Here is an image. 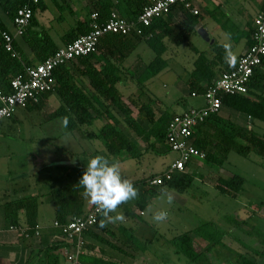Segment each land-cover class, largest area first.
<instances>
[{
	"label": "trees",
	"instance_id": "1",
	"mask_svg": "<svg viewBox=\"0 0 264 264\" xmlns=\"http://www.w3.org/2000/svg\"><path fill=\"white\" fill-rule=\"evenodd\" d=\"M26 2L27 0H0V7L7 17L13 20L17 9ZM149 3L150 0H95L93 6L89 9L87 19L76 23L73 28L67 30L66 35L68 39L66 44L79 35L89 32L91 29L90 15L92 12H97L98 22L108 20L113 10H116L122 17L128 20H134ZM44 9L45 0H38L34 4L30 25L22 36L28 43L32 56L26 55L15 41V55L5 50L2 33L10 32V30L0 18V90L6 94L12 91L10 80L13 76L24 72L27 66L45 60L60 48L57 47L49 35L31 30V25L37 23L35 13ZM216 9L218 11L219 7ZM213 16H215L214 19L220 23L228 36L230 35L229 43L231 46L241 40L245 41L247 48L252 44V25L247 30H241L235 24H232V26L224 25L231 20L228 17H224L222 13L221 16L217 14ZM201 21L202 18L199 13L194 14L190 9L177 5L168 14L155 18L149 26L143 27L141 35L135 33L131 35H121L118 33L105 34L100 38L94 52L79 56L68 64L55 68L52 72L54 79L52 90L43 93L38 102H29L25 108L39 109L45 96L49 92H55L65 105L59 107L50 117L61 119L63 116H69L70 121L67 126L69 131L79 129L85 133L88 139H98L103 145L104 151L108 154L116 158L120 157L123 153H127L132 158H138L142 154L135 141L127 139L124 130L120 129L122 123L145 143L148 150H156L159 146H165L168 151L166 143L167 125L171 117L177 113L172 114L163 109L160 110L157 116L153 110L152 101L145 103L141 98L140 101L129 98L130 104L136 108V116H134V110L125 104L126 98L124 99V95L117 87L119 68L110 58L101 60L96 55L101 50L106 52L108 50L114 58L121 59L125 54L130 53L134 49L136 43L145 41L155 52V57L147 64L139 76L140 83H143L164 70L168 65L167 59L163 57L164 52L167 50V45L163 39L168 37L175 45L185 43L189 41L193 33L197 32ZM207 43L209 44V51L213 53L211 55H208L206 51L197 50L193 45L191 46V49L195 51L197 56L192 62V69L188 72L187 76V85L190 93L195 91L197 94H202L214 79L219 77L222 72L228 71L220 67L224 63L223 44H219L216 40H213V42L207 41ZM77 61L83 65L82 68H79L80 75L88 77L89 83L95 92L94 96L82 91L77 85L75 77L71 74L69 65ZM261 65L254 69L248 82V94H221L222 106L224 105L245 113L254 120L264 121V72L260 68ZM256 90H261L263 93L257 94ZM96 117L104 119L105 122L97 131H94L90 128L93 119ZM203 126L212 127L213 132L206 131L207 135L205 136L201 128ZM236 138L243 139L244 144L238 143ZM191 143L205 152L204 160L208 163H213L214 167L221 166L231 151L243 157H250L252 152L259 156L264 155L263 137L256 136L250 130L240 131L232 121L221 118L218 113L210 114L197 127L196 131L192 134ZM245 182L246 179L242 175L235 173L228 179L219 177L216 187L222 193L236 196L243 189ZM143 186L147 188V193L150 189H156L155 187H148L145 183ZM192 186L193 176L188 172H184L174 175L157 188L167 187L178 193H183L192 189ZM80 190L79 180L62 188L53 189L52 197L54 199L56 221L64 223L71 219L72 216L85 212L84 198ZM157 193H159L157 190H153L148 193L149 195L147 194V197L146 195H142L140 200H137L138 207L142 210L145 209L146 205L156 197ZM4 207L5 218L13 225L18 224V218H16V215L12 211L24 208L29 226L25 231L27 235L22 231L21 233L22 235L29 236L35 232L37 203L34 197L8 202L4 204ZM256 209L259 210L260 206H257ZM226 220L235 226L243 223V221L241 222L232 216H226ZM191 233H195L206 242L202 251H198L195 248ZM249 233L259 243L264 245V234L260 229L252 227V231ZM257 236L260 238L257 239ZM224 238L225 233L218 224L213 221H205L194 227L190 232L185 231L172 237L169 241L175 251L185 255L194 264H214L209 258L208 253L215 252L217 254L220 248L231 251L233 254V257H231L238 264H264V255L260 262L252 261L244 254L235 252L227 246ZM132 241L138 247L133 239Z\"/></svg>",
	"mask_w": 264,
	"mask_h": 264
},
{
	"label": "rangeland",
	"instance_id": "2",
	"mask_svg": "<svg viewBox=\"0 0 264 264\" xmlns=\"http://www.w3.org/2000/svg\"><path fill=\"white\" fill-rule=\"evenodd\" d=\"M244 1L227 0L229 12L233 11V15L230 18L231 21L224 25H240L243 21H251L257 6ZM251 1L254 3V0ZM209 4L213 5V3ZM217 15L221 16V13L217 11ZM223 16L228 17L229 14ZM207 20L209 21L207 24L208 34L211 39L220 42V36L227 37L223 28L216 27L218 25L212 21V18H207ZM163 41L167 45V50L163 54V57L168 61L167 67L143 83H140L138 79L140 70H132L130 77L132 83L128 89L133 92L128 91L126 105L131 103L129 98L140 101L141 97L143 99L147 97V100L153 101L154 108L158 107L160 110L165 109L172 112L179 111L184 106L189 107L197 100H203L201 96L195 97L190 94L187 76L192 69V62L197 56L191 46L193 45L199 51H204L207 42L198 32L193 33L189 41L180 45H175L168 37ZM243 41L241 40L239 43ZM237 45L238 43L234 44V46ZM130 56L131 59L133 56H139V60L137 57L134 58V61L142 70L155 57V52L145 41H140ZM45 110L46 108H42V112H40L19 108L15 113L14 120L9 118L0 122V132L3 133L0 135V171L9 170L11 174L10 180L7 182L0 181L1 185L5 184L4 186L10 188L23 187L22 191L28 190V193H33L38 189L48 191L51 187L54 189L63 187L68 179L73 178L71 174L67 177L62 173L63 163L49 162L45 158L38 157L36 153L42 149L54 150L59 153L61 147L77 151L80 147L79 143L71 136V132L62 126L60 119L46 120L43 117ZM255 121L258 125L254 131L264 134V123ZM81 133L83 134L82 130ZM96 140H83V142L89 147H99L101 143ZM138 140L140 139L138 138ZM139 142L141 143V141ZM103 154L116 158L106 151ZM176 155L173 151H166L159 156L158 160L160 161L156 167L171 163ZM147 160H149L148 156L139 161L133 158L119 161L122 176L132 181L140 169L145 168ZM43 165H46L47 168L39 173L37 170ZM224 169L231 175L236 173L246 179L243 189L236 196L216 191L218 189L213 188L214 186L210 182L213 181L212 177L207 176L204 179L199 177L193 179L192 189L181 194L174 193V202L171 205H168L166 200L159 199L160 193H157L158 196L156 195L152 200L154 205L152 203L147 207L151 211L149 210L146 215L140 218L148 221L149 230L151 227L154 229L156 234L154 239L152 242L148 241L146 240L147 236L142 234L131 236L139 247L136 246L138 252L143 256L138 259L137 264H194L185 255L175 251L173 245L168 242L170 240L168 238L185 231L190 232L192 228L205 221H213L219 225L225 233L226 245L232 250L244 254L252 261H261L264 255V245L259 243L249 232L252 231V227H255L264 234V155L259 156L252 152L250 157H243L232 152L228 161L224 163ZM215 170H219V168H215ZM52 206L50 203H45L43 207L49 209ZM257 206H260L259 210L256 209ZM161 209L168 211V219L163 223L152 222V213ZM226 216H232L243 223L235 226L226 220ZM190 235L194 240L195 248L202 251L206 242L195 233ZM135 254H137V250ZM208 256L214 264H238L232 258V252L225 248H220L217 254L215 252L208 253Z\"/></svg>",
	"mask_w": 264,
	"mask_h": 264
},
{
	"label": "crops",
	"instance_id": "3",
	"mask_svg": "<svg viewBox=\"0 0 264 264\" xmlns=\"http://www.w3.org/2000/svg\"><path fill=\"white\" fill-rule=\"evenodd\" d=\"M93 2H95V0H45V9L43 11H37L35 13L37 23L35 25H31V30L33 32L44 33L49 35L54 41V43L57 45V47H62L66 44V41L68 39V36L66 35L67 30L73 28L76 23L83 22L87 19L89 15V9L93 6ZM226 2L227 0H225L224 2L222 0H192L193 7L199 11V15L202 18V21L199 23L198 28L202 26L208 32L209 27L207 24L209 23V21L207 20V18H212V21L218 25L216 27L222 28L220 23H218V21L214 19L215 16L213 15L217 14L216 8L219 7L218 11H221L223 15L229 14L228 17L231 18V16L233 15V11L229 12V8ZM244 2L255 4L257 7L251 21H243L241 23L242 25L237 24V27L241 30H247L252 25L255 16L259 12L264 10V0H254V3L251 0H245ZM209 3H213V5H210ZM0 18L3 20L8 29L13 32V22L7 17L1 7ZM227 37L225 35L220 36V42L218 43L224 44L225 42H229ZM15 42L26 55L32 56V51L28 43L23 39L22 36H17L15 38ZM239 42H237V46H234V44L232 45V50L236 53L237 60L247 48L245 41H243L242 43ZM136 45L137 43L135 44V47ZM206 45L207 46L204 48V51H206L208 55L213 54L211 53V51H209V44L207 43ZM101 51H99V53L96 55L97 57L101 58V60H106V58H110V60L114 61L116 66L119 68V79L117 82V87L120 92L124 95V99L126 98L127 100L128 91L133 92L132 90L128 89V87L132 83L130 81V77L132 76V70H140L138 73L139 79V76L145 69V67L141 70L137 62L134 61V58L137 57L139 60V56H133L131 59L130 53L132 51L130 53L125 54L124 57L121 59L114 58V56L108 50L107 52ZM82 67L83 65L78 61L69 65V68L71 69V74L75 77L77 85L81 88V90L89 93L91 96H94L95 92L93 87L89 83L88 77L80 75L79 68ZM220 67L223 68V70H229L234 66H229L224 62L222 66L220 65ZM260 68L264 72V61ZM256 92L257 94L263 93V91L261 90H256ZM141 99L145 103L152 101L147 100V97H144V99L141 97ZM202 104L203 100H197L191 106ZM62 105L65 104L57 96V94L55 92H49V94L45 96L39 109H24L28 111L38 110L42 112V108H46L45 112L43 113V117L46 120H53L60 119L51 118L50 115ZM128 107L134 110L133 115L136 116V108L133 107L131 104H129ZM152 107L156 115L158 116L160 109L158 107L154 108L153 103ZM189 107L184 106L183 109H180L179 111H172L171 113H180ZM218 114L221 118L229 119L230 121H232L236 128H238L240 131L250 130L256 136L264 138L263 133L254 131V128L257 127L258 123H256L254 119L250 118L245 113L239 112L235 109L223 105ZM14 117L15 115L11 118V120H14ZM104 122V119L96 117L93 119L90 129L97 131V129L101 127ZM260 122L264 123V121ZM201 128L203 131L202 133H205V136L207 135L206 131L213 132L212 127L209 128L208 126H203ZM120 129L124 130L127 139L135 141L138 149L142 153L140 157L133 159H138L139 161L142 160V158L145 156H148L149 158V160H147L148 162L145 164V168H141L138 174L135 175L132 180L140 192L138 199L140 200V197L142 195H146L147 197L149 195L148 193H150V191L152 192L153 190H157L160 193L162 187L150 189L147 193L148 190L145 186H143V182L148 176L164 171L172 163H166L161 167H156L158 162L160 161L158 160L159 156L164 154L167 151V148L165 146H159L158 148L156 147V150H148L146 148L145 143L141 140H138L139 137L136 136L128 127H125L123 123L121 124ZM78 130L70 131L73 139L76 140L80 145L77 151L68 150L67 148L61 147L59 153H57L58 151L56 152L54 150L43 149L41 151L36 152L38 157L45 158V160L49 162L63 163L62 173L67 175V177H69L70 174L73 176V178L67 180V183L64 186H67L73 182L80 180L83 172L86 170V164L90 157L100 153H104V147L102 144L99 146L100 148L93 146L89 147L88 145H85L83 140L91 141L92 139H88L85 136V133L82 134L81 130ZM1 134L3 133L0 132V135ZM96 141L100 142L98 139ZM139 141H141V143ZM236 141L238 143L244 144L243 139L236 138ZM232 152L234 151H231L227 155V158L224 163L228 161V157H230ZM126 158L132 157H130L127 153H123L120 157L115 159L118 161H122ZM41 161L44 162L43 159H41ZM224 163L219 167H214L212 165L213 163L211 162L208 163L205 160L193 159L190 163L187 164L186 172L190 173L193 176V179H198V177L204 179L206 176L209 178L212 177L213 181L210 182H212V185L214 186L213 188H217L216 181L219 177L227 179L232 177V175L224 169ZM46 168L47 166L43 165L37 171L41 173V170H45ZM215 168H219V170H215ZM10 175L11 174L9 170H1L0 181L7 182L8 180H10ZM199 181L201 182V180ZM205 182L206 186L208 187V183L206 180ZM4 185L5 184L1 185L0 183V264H64L65 254L69 249V244L64 240L61 232L54 226V222L56 221L55 205L54 199L52 197V191L54 187H51L48 191L38 189L37 192L28 193V190L22 191L23 187L10 188ZM80 193H83L82 187ZM174 193L181 194L173 190V194ZM31 197H34L37 203V210L35 214V224L37 228H35V231L37 230L38 234L34 232L29 236H25L21 233L22 228L27 229L29 226L27 223L25 209L21 208L17 209L16 211H12V213L16 215V218H18V224L13 225L12 223H10V221H7L5 218L4 204L18 199ZM83 198L84 210L87 211L92 205L87 201L84 196ZM137 200L127 202L121 205L118 209V211H122L124 216L126 217L123 223H117L115 225L108 224L107 227L100 228L99 221L102 218L100 215L99 220L95 224V226L84 232L86 244L84 252L80 255V260L82 264H137V262L139 261L138 259L142 258L143 256L141 253L138 252V248L133 243L131 236H140V234H142L143 236H147L146 240L152 242L156 235L152 227L149 230L148 221L140 219L141 217L146 215L147 212H149L150 208L148 210L147 207L152 204L153 201H150L146 205L145 209L142 210L138 207ZM45 203L52 204V208L50 207L49 209H46L45 207H43L45 206ZM141 212L143 213L141 214ZM168 242L170 243V241ZM135 249L137 250V254H135Z\"/></svg>",
	"mask_w": 264,
	"mask_h": 264
},
{
	"label": "built area",
	"instance_id": "4",
	"mask_svg": "<svg viewBox=\"0 0 264 264\" xmlns=\"http://www.w3.org/2000/svg\"><path fill=\"white\" fill-rule=\"evenodd\" d=\"M37 2L38 0H27L19 7L12 20L13 32L2 33L5 50L13 55L16 54L15 38L23 36L26 32L33 14V6ZM177 5L190 9L194 14L199 13L193 7L192 0H150L134 20H128L113 10L108 20L98 22L97 12H92L89 32L79 35L45 60L27 66L24 72L13 76L10 80V93L6 94L0 90V122L12 118L17 109L25 108L29 102H38L43 93L53 88V70L79 56L94 52L103 35H141L143 27L149 26L155 18L168 14ZM252 40V44L239 56L232 69L222 72L202 94L195 91L190 93L195 97L201 96L202 105L191 106L171 117L167 125L166 143L169 151L177 155L164 171L146 178L144 183L148 187H160L174 175L186 172L187 164L193 159H205V152L191 143V137L210 114L219 113L222 108L221 94H248V82L254 69L261 65L264 59V10L253 19ZM99 216L96 207L92 205L83 214L72 216L67 222H54V226L69 244L64 264H82L80 255L84 252L86 244L84 232L95 226ZM21 231L25 233L26 229L22 228ZM35 233L38 234L37 230Z\"/></svg>",
	"mask_w": 264,
	"mask_h": 264
},
{
	"label": "clouds",
	"instance_id": "5",
	"mask_svg": "<svg viewBox=\"0 0 264 264\" xmlns=\"http://www.w3.org/2000/svg\"><path fill=\"white\" fill-rule=\"evenodd\" d=\"M228 40L230 41V35ZM222 47L224 62L229 66H235L237 55L231 44L225 42ZM69 121V116L61 117L63 127L67 128ZM79 185L83 188L82 195L96 207L102 217L99 221L100 228L107 227L108 224L123 223L126 217L118 209L127 202L137 200L140 194L134 182L122 176L119 161L104 154H97L88 159ZM159 199L166 200L168 205L173 204V190L162 187ZM168 216L167 210L155 211L152 213V222L163 223Z\"/></svg>",
	"mask_w": 264,
	"mask_h": 264
},
{
	"label": "water",
	"instance_id": "6",
	"mask_svg": "<svg viewBox=\"0 0 264 264\" xmlns=\"http://www.w3.org/2000/svg\"><path fill=\"white\" fill-rule=\"evenodd\" d=\"M197 32H198V34L207 42V41H210V42H213V39H211L210 37H209V34H208V32H207V30L204 28V27H199L198 29H197Z\"/></svg>",
	"mask_w": 264,
	"mask_h": 264
}]
</instances>
